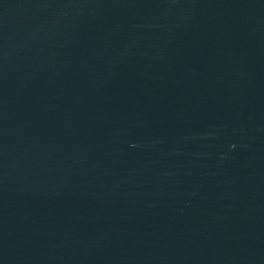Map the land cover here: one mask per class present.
<instances>
[{"label":"water","instance_id":"obj_1","mask_svg":"<svg viewBox=\"0 0 264 264\" xmlns=\"http://www.w3.org/2000/svg\"><path fill=\"white\" fill-rule=\"evenodd\" d=\"M0 264H264V0H0Z\"/></svg>","mask_w":264,"mask_h":264}]
</instances>
